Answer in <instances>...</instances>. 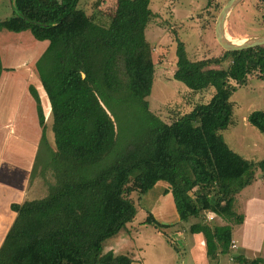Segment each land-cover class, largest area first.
Masks as SVG:
<instances>
[{
	"label": "trees",
	"instance_id": "obj_1",
	"mask_svg": "<svg viewBox=\"0 0 264 264\" xmlns=\"http://www.w3.org/2000/svg\"><path fill=\"white\" fill-rule=\"evenodd\" d=\"M78 2L11 0L13 14L0 20V29L26 30L47 42L34 68L49 102L54 143L47 192L8 204L13 216L0 242V264H130L127 254L102 252V241L132 216L129 192L142 195L158 179L169 182L165 191L177 219L193 218L187 230L203 236L208 264H217L231 246V225L241 222L231 207L234 196L255 169L264 170V158H242L219 134L230 121L232 91L251 72L264 79V45L190 60L176 40L172 78L192 91H213L164 122L146 101L153 64L143 30L156 16L149 0H116L104 24ZM28 92L44 138L37 92L31 85ZM245 120L264 137L263 110ZM206 210L224 223L210 222ZM144 222L166 225L150 215ZM233 257L264 264L259 256Z\"/></svg>",
	"mask_w": 264,
	"mask_h": 264
},
{
	"label": "rangeland",
	"instance_id": "obj_2",
	"mask_svg": "<svg viewBox=\"0 0 264 264\" xmlns=\"http://www.w3.org/2000/svg\"><path fill=\"white\" fill-rule=\"evenodd\" d=\"M225 1L150 0L149 8L156 13V16L148 19L143 30V36L150 45V57L153 64L152 84L146 101L148 111L162 121L170 122L178 115L190 110L196 102L206 101L210 90L213 91L211 86L192 91L172 78L175 65L174 47L176 40H180L190 60L209 56L219 57L224 50L218 47L214 40L212 25L214 17ZM115 3L116 0H79L78 6L84 10L86 15L91 16L94 22L104 24L113 13ZM11 14H13L11 0H0V20ZM222 30L236 42L263 35L264 0H240L224 18ZM32 41L34 39L26 30L0 29V64L10 61L11 58L15 61L17 57L26 58L30 53ZM44 47L43 44L34 45L33 58L36 52H41ZM39 56L40 54L34 58L33 63ZM11 65L15 67L16 63L11 61ZM223 65H226V62ZM229 101L232 105L230 121L224 129L219 131V134L229 149L242 158L253 162L262 159L264 157V137L255 127L246 122L245 117L254 110L264 111V79L259 78L258 73L251 72L247 75L245 83L232 91ZM49 125L50 120L44 119V138L40 137L38 132L36 148L33 150V161L26 192L31 198L43 196L53 180L49 162L51 152L54 151V143ZM30 172H32L31 177ZM254 176L249 184L243 186L235 194L233 204H231L232 210L241 216V222L243 220L242 204L245 199L254 197L264 201V170L255 169ZM159 195L157 194V182L144 195H138L134 190L130 191L129 197L133 199L134 212L121 228L129 230L126 235L130 236L134 246L148 250L157 249V258L161 259L163 264L179 263L180 259L185 262V258L182 257L185 254L184 246L181 244L183 233L176 227L175 222L173 225L158 227L144 222L146 215L155 219L158 218L157 215L162 216L160 218L162 220L159 221L162 223L172 216L169 215L170 211L167 210L166 201ZM258 204L254 202L253 206L259 208ZM162 211L163 214H161ZM189 217L179 220L178 227L186 225ZM217 218V215L212 214V218L208 220L218 222ZM220 220L222 221L221 218ZM241 222L233 223V226H239ZM153 231L157 232V235L152 240L150 233ZM233 237L237 238L236 232H233ZM166 250L174 252L180 250L181 254L173 260L169 256L162 259L161 253ZM145 261L150 262V259Z\"/></svg>",
	"mask_w": 264,
	"mask_h": 264
},
{
	"label": "crops",
	"instance_id": "obj_3",
	"mask_svg": "<svg viewBox=\"0 0 264 264\" xmlns=\"http://www.w3.org/2000/svg\"><path fill=\"white\" fill-rule=\"evenodd\" d=\"M32 43L30 44V53L27 54L26 58L17 57L16 61L14 58H11L6 63L1 62L0 242L13 216V211L9 209L8 204L12 201H22L25 198H31L27 196L26 192L29 171L31 170L33 161V150L36 148L38 140L39 127L37 126L34 111L35 103L28 92V85H31L37 92L43 120L47 118L50 109L47 96L37 77L33 63L34 58L41 54L47 42L45 40H34ZM38 44H43L45 47L41 52L37 51L33 58V53L35 52L34 45ZM11 61L16 63L15 67L11 65ZM211 93L212 91L210 90V95ZM155 182H157V194H160L161 199L166 201L167 210L170 211L169 215H172L168 221H163V224L167 226L173 225V222H175L176 227L183 233L181 244L184 246L183 250L185 254L182 257L185 258V262L180 259L179 263L174 264H208L203 236L200 232H189L187 230V226L193 218H189L186 225L178 227L179 220L172 205L171 194L169 191H165L169 186V182L163 179H158ZM254 202L255 204L259 203L260 207L253 206ZM163 211L161 214H163ZM242 213L243 220L241 224L239 226L231 225V240L233 245L229 246L226 252L217 255V264H238L233 257L235 254H241L247 258L259 256L264 259V201L261 198L254 197L245 199L242 204ZM157 217V221L162 220L160 219L162 216L157 215ZM217 219L219 220L217 223L224 221H221L219 217ZM246 227H249L250 230L246 229ZM128 231V229L123 230L120 228L116 233L111 234L112 236H108L110 239L108 237L105 238L102 241V252L110 249L115 254H127L131 258L130 264H163L160 261L161 259L157 258V249L148 250L142 249L140 246H134L130 236L126 235ZM233 232L237 233V238L233 237ZM156 235L157 232H151V239L153 240ZM180 254V250L176 252L166 250V252L161 253V258L164 259V257L169 256L173 260ZM144 259H150V262H146Z\"/></svg>",
	"mask_w": 264,
	"mask_h": 264
},
{
	"label": "water",
	"instance_id": "obj_4",
	"mask_svg": "<svg viewBox=\"0 0 264 264\" xmlns=\"http://www.w3.org/2000/svg\"><path fill=\"white\" fill-rule=\"evenodd\" d=\"M239 1L240 0H226L213 20L212 33L214 40L221 49L227 52L240 51V50L256 47L259 45H264V34L245 39L238 43L229 41L225 36V33L222 30L224 18L227 16L230 9Z\"/></svg>",
	"mask_w": 264,
	"mask_h": 264
},
{
	"label": "built area",
	"instance_id": "obj_5",
	"mask_svg": "<svg viewBox=\"0 0 264 264\" xmlns=\"http://www.w3.org/2000/svg\"><path fill=\"white\" fill-rule=\"evenodd\" d=\"M204 216H205L206 218L211 219V218H212V213H210L209 210H206L205 213H204ZM230 245H233L232 240H231Z\"/></svg>",
	"mask_w": 264,
	"mask_h": 264
},
{
	"label": "bare ground",
	"instance_id": "obj_6",
	"mask_svg": "<svg viewBox=\"0 0 264 264\" xmlns=\"http://www.w3.org/2000/svg\"><path fill=\"white\" fill-rule=\"evenodd\" d=\"M225 36L227 37V39H228L229 41L234 42V43H238V42L234 41L233 39H231V38H230L231 36L229 37V36L226 35V34H225Z\"/></svg>",
	"mask_w": 264,
	"mask_h": 264
}]
</instances>
